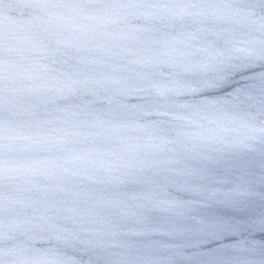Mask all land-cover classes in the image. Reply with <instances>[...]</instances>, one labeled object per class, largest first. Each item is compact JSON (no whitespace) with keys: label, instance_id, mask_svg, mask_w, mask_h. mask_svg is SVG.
<instances>
[{"label":"water","instance_id":"1","mask_svg":"<svg viewBox=\"0 0 264 264\" xmlns=\"http://www.w3.org/2000/svg\"><path fill=\"white\" fill-rule=\"evenodd\" d=\"M0 264H264V0H0Z\"/></svg>","mask_w":264,"mask_h":264}]
</instances>
